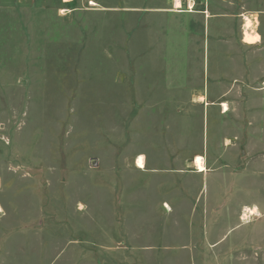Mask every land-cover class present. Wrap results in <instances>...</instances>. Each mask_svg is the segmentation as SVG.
Here are the masks:
<instances>
[{
	"label": "rangeland",
	"instance_id": "1",
	"mask_svg": "<svg viewBox=\"0 0 264 264\" xmlns=\"http://www.w3.org/2000/svg\"><path fill=\"white\" fill-rule=\"evenodd\" d=\"M179 1L0 0V264H264V0Z\"/></svg>",
	"mask_w": 264,
	"mask_h": 264
},
{
	"label": "bare ground",
	"instance_id": "2",
	"mask_svg": "<svg viewBox=\"0 0 264 264\" xmlns=\"http://www.w3.org/2000/svg\"><path fill=\"white\" fill-rule=\"evenodd\" d=\"M174 7L179 8L180 7V1L179 0H175L174 2ZM178 10V9H177ZM256 22V20L253 22L251 20V18H249V16L244 15V24H243V42L247 43V44H254L259 40V34L257 32H254L253 27H254V23ZM220 106L223 107V110L226 111L228 109L226 102H221ZM136 167L137 168H141L144 169L145 165H144V161H143V157L139 156L135 162ZM193 164L196 167V170L199 172H202L206 169L205 165H204V160L203 157L201 155H195L194 159H193ZM257 209L255 206L253 207H244V214L243 216H246L247 213L249 214H254L256 213Z\"/></svg>",
	"mask_w": 264,
	"mask_h": 264
},
{
	"label": "crops",
	"instance_id": "3",
	"mask_svg": "<svg viewBox=\"0 0 264 264\" xmlns=\"http://www.w3.org/2000/svg\"><path fill=\"white\" fill-rule=\"evenodd\" d=\"M203 103H205L206 106L207 105L208 106H213V102H211V101L209 103L207 101H204ZM201 144H202L201 145L202 149L204 151V155H201V156L203 157L204 164L206 165L205 167L210 166L211 168H213V144H212L211 148L207 147V145L205 146V144L203 143V140H202ZM195 172L198 175H204V172H206V171H204V172L195 171ZM211 182H212V185H213V181H211ZM203 187H204V183L202 185V188ZM203 191H205V190H203ZM211 191H212L211 194L208 193V196H209V200H210V202L212 204L211 207H213V187H212ZM244 206H246V205H244Z\"/></svg>",
	"mask_w": 264,
	"mask_h": 264
}]
</instances>
